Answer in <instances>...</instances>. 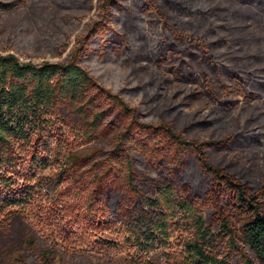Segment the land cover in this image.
<instances>
[{
	"label": "rangeland",
	"instance_id": "374dc122",
	"mask_svg": "<svg viewBox=\"0 0 264 264\" xmlns=\"http://www.w3.org/2000/svg\"><path fill=\"white\" fill-rule=\"evenodd\" d=\"M0 1L7 5L0 10V53L41 64L64 63L78 53L87 29L100 19V5L110 0ZM113 1L117 6L110 9L112 16L101 32L107 31L106 36L119 33L127 50L123 53L117 44L113 50L112 40L90 42L81 54L82 66L100 85L136 107L143 122L164 121L189 140L224 141L221 147L208 150L210 160L259 192L264 203V84H255L258 79L264 82V0ZM149 2L157 5L176 34L147 8ZM197 38L210 45L225 84L231 82L223 68L245 81L246 97L231 96V104L212 98L200 84L179 81L168 66L147 59L157 42L159 47L171 42L184 51L189 40ZM63 116L69 123L67 142L84 143L76 132L83 120L70 108ZM90 147L105 153L111 149L108 139ZM46 152L25 143L16 150L14 165L0 167V194L7 188L27 187L35 195L25 205L0 212V264H188L182 251L192 228L185 214L172 219L169 212L148 203L157 197L156 189L171 183L169 174L136 158L146 202L134 208L123 202L114 205L107 215L109 223L96 225L89 221L94 210L87 199L90 188L75 190ZM183 169L194 181L191 193L205 197L209 178L190 161ZM159 215L169 221L170 240L146 250L133 246L131 231H145ZM204 216L206 225L217 232L213 212L205 211ZM29 240L33 249L26 244ZM223 252L224 245L217 250L221 256ZM228 264L242 263L233 256Z\"/></svg>",
	"mask_w": 264,
	"mask_h": 264
},
{
	"label": "trees",
	"instance_id": "16d2710c",
	"mask_svg": "<svg viewBox=\"0 0 264 264\" xmlns=\"http://www.w3.org/2000/svg\"><path fill=\"white\" fill-rule=\"evenodd\" d=\"M115 4L113 0L103 1L99 7L100 19L87 29L78 53L67 62L35 64L22 62L13 53H0V167L6 169L14 165L16 150L25 143L33 145L37 151L45 149L48 156L55 158L60 172L65 173L64 180L75 185V190L90 188L87 199L94 210L89 221L101 225L108 222L112 206L123 202L134 208L146 202L141 195L136 168V158H141L148 166L161 168L172 178L171 183L155 190L157 197L148 203L166 210L172 219L179 213L185 214L192 228L182 251L188 264H228L233 256L242 264H264L261 195L214 165L208 155L210 148H219L224 141L189 140L164 121L143 122L136 107L100 85L82 66L80 57L90 42L112 40L113 50L116 44L122 46L123 53L127 50L124 37L119 33L106 36L107 31L101 32ZM146 6L176 34L155 3L149 2ZM6 8L0 1V10ZM157 43L148 61L168 66V71L179 81L200 84L207 96L223 98L228 104L232 103L231 96H247L245 81L234 71L223 68L224 77L231 83L223 82L210 45L202 38L190 39L184 51L171 42L160 47ZM255 84L264 82L258 79ZM66 108L84 122L76 129L84 137L80 145L73 146L65 139L69 127L63 116ZM100 139H108L111 148L108 153L90 147ZM189 161L209 178L205 197L191 193L194 181L184 175L183 169ZM9 190L0 194V212L35 199L30 188ZM205 211L213 212L217 232L206 225ZM168 222L166 216L159 215L145 231L133 229V246L146 250L160 242L166 244L171 238ZM107 226L104 224L106 230ZM26 244L34 248L32 240ZM223 245L221 256L217 250Z\"/></svg>",
	"mask_w": 264,
	"mask_h": 264
}]
</instances>
